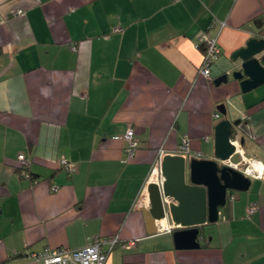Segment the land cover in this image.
<instances>
[{
	"label": "crops",
	"instance_id": "obj_1",
	"mask_svg": "<svg viewBox=\"0 0 264 264\" xmlns=\"http://www.w3.org/2000/svg\"><path fill=\"white\" fill-rule=\"evenodd\" d=\"M202 32L221 49L210 81ZM251 38L264 39V0H0V264L115 237L106 264H264V178L233 192L195 250L175 248L168 218L150 235L134 207L161 149L183 156L188 138L187 163L214 159L223 119L240 120L245 155L264 164V85L214 83ZM128 128L140 145L126 162ZM20 154L37 183L18 173Z\"/></svg>",
	"mask_w": 264,
	"mask_h": 264
},
{
	"label": "water",
	"instance_id": "obj_2",
	"mask_svg": "<svg viewBox=\"0 0 264 264\" xmlns=\"http://www.w3.org/2000/svg\"><path fill=\"white\" fill-rule=\"evenodd\" d=\"M232 59L233 66L214 81L215 85L227 83L230 75L240 81L243 93L264 85V39H249ZM219 111L226 115L224 106ZM239 124L240 120L232 122L228 119L217 124L214 159H192L187 163L182 155L163 158V186L160 188L155 182L148 185L150 207L142 209L150 235L158 232L157 223L168 218L179 226L172 232L175 248L199 249L201 227L219 220L220 209L227 205L229 192L249 190L251 179L225 164L228 160L235 164L240 162L236 147L231 143L232 138L239 137L235 130ZM240 143L243 146L242 138Z\"/></svg>",
	"mask_w": 264,
	"mask_h": 264
},
{
	"label": "built area",
	"instance_id": "obj_3",
	"mask_svg": "<svg viewBox=\"0 0 264 264\" xmlns=\"http://www.w3.org/2000/svg\"><path fill=\"white\" fill-rule=\"evenodd\" d=\"M176 2L180 0H174ZM17 16H24L25 12L23 10H17L15 12ZM224 25V24H222ZM121 29H114V32H121ZM197 40L199 45L204 47V58L202 65L198 69V77L210 81L212 79V66L215 61L221 55V49L218 45L216 38L211 37L210 35L202 32L198 34ZM72 50H76L75 44H70ZM215 118H220L219 114L214 115ZM124 140L126 142V147L124 153L126 155V162L133 160L135 157L136 151L139 148V141L135 137V132L133 128H128L124 134ZM208 140V138H206ZM231 143L236 147V152L240 157L239 163H232L228 160L225 164L242 172L245 176L250 179H263L264 178V164L261 161H258L253 158H249L245 155L243 147L240 143V137H234L231 139ZM180 153L183 154L185 158L191 156V149L189 146V139L185 138L182 142V145L179 148ZM165 155V151L161 149L158 154V158L152 165L149 177L147 179L146 185L143 190L140 192L138 198L134 203L135 208H140L145 206L149 208V193L148 185L152 182L157 183L160 188H162L164 183V178L162 176V160ZM196 158H201V154L197 153ZM19 167L28 170L32 164V161L29 157L24 154L18 156ZM59 164L62 169H64L69 175H72L76 172L77 167L74 163L69 162L66 158H61ZM22 176L26 179H30L28 172L23 171ZM32 183H37V181H32ZM52 190H56V187H53ZM235 196L233 192H229L227 197L228 201L233 202ZM258 208L256 205H251L248 208V215L253 216L257 212ZM158 225V223H157ZM179 228L177 225L166 226V232L172 233L174 229ZM118 237H115L110 240L95 238L93 242L80 250H71L69 248L60 247V248H45L42 252H30L27 254V258L34 261L37 264H106L107 261V252L104 251V244L109 245V250H113L114 246L118 242ZM135 241H129L123 244V248L131 249L135 245Z\"/></svg>",
	"mask_w": 264,
	"mask_h": 264
},
{
	"label": "trees",
	"instance_id": "obj_4",
	"mask_svg": "<svg viewBox=\"0 0 264 264\" xmlns=\"http://www.w3.org/2000/svg\"><path fill=\"white\" fill-rule=\"evenodd\" d=\"M234 135H235V133H234ZM234 135H233V137H234ZM23 171H25V172H28V174L30 175V179L29 180H31V181H37L38 182V180L37 179H35L34 177H33V175L30 173V168L28 169V170H25V169H23V168H21V167H19L18 168V173L20 174V176L22 177V178H24L23 176H22V172ZM53 188V187H52Z\"/></svg>",
	"mask_w": 264,
	"mask_h": 264
},
{
	"label": "rangeland",
	"instance_id": "obj_5",
	"mask_svg": "<svg viewBox=\"0 0 264 264\" xmlns=\"http://www.w3.org/2000/svg\"><path fill=\"white\" fill-rule=\"evenodd\" d=\"M234 193H235V194H240L241 192H239V191H234Z\"/></svg>",
	"mask_w": 264,
	"mask_h": 264
},
{
	"label": "bare ground",
	"instance_id": "obj_6",
	"mask_svg": "<svg viewBox=\"0 0 264 264\" xmlns=\"http://www.w3.org/2000/svg\"><path fill=\"white\" fill-rule=\"evenodd\" d=\"M164 224V223H163Z\"/></svg>",
	"mask_w": 264,
	"mask_h": 264
}]
</instances>
